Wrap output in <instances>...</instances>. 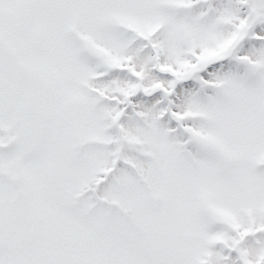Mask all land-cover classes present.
Wrapping results in <instances>:
<instances>
[{
	"label": "snow or ice",
	"instance_id": "snow-or-ice-1",
	"mask_svg": "<svg viewBox=\"0 0 264 264\" xmlns=\"http://www.w3.org/2000/svg\"><path fill=\"white\" fill-rule=\"evenodd\" d=\"M0 264H264V0H0Z\"/></svg>",
	"mask_w": 264,
	"mask_h": 264
}]
</instances>
